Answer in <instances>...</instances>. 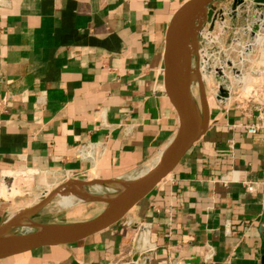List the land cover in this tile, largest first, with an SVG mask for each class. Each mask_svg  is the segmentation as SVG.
I'll return each instance as SVG.
<instances>
[{
	"label": "crops",
	"instance_id": "obj_1",
	"mask_svg": "<svg viewBox=\"0 0 264 264\" xmlns=\"http://www.w3.org/2000/svg\"><path fill=\"white\" fill-rule=\"evenodd\" d=\"M186 1L0 0V222L68 179L128 178L172 143L163 34ZM208 104L198 141L121 220L0 264H264V133Z\"/></svg>",
	"mask_w": 264,
	"mask_h": 264
},
{
	"label": "water",
	"instance_id": "obj_2",
	"mask_svg": "<svg viewBox=\"0 0 264 264\" xmlns=\"http://www.w3.org/2000/svg\"><path fill=\"white\" fill-rule=\"evenodd\" d=\"M215 1L217 0H187L175 11L165 27L163 34V51L161 55V73L164 92L177 116L176 134L172 143L167 147H170L169 154L151 170L128 185V187L112 201H104L107 203L106 207L92 218L67 224L54 225H42L34 222L47 229L41 231L32 230L29 233L23 234H15L13 232V236L9 238H0V260L36 249L73 244L117 223L174 169L186 152L198 141L205 129V127L200 129V126L207 117L208 103L215 104L219 107L224 104L229 96V87L220 85L219 95L215 100L213 97L206 94L201 78L196 72V74L190 77L188 76L187 82L190 90H186L184 82L176 72L179 57L177 56L179 53L177 52L176 43L181 33L184 31L188 33L192 26V22L197 16L206 10L211 14V9H208V6ZM253 2L257 5L262 4L264 6V0H253ZM204 20L205 18L200 23V30L203 27ZM258 30V26L254 25L251 34L248 36L249 43L246 46V53L250 52L252 46L259 40V35L257 34ZM244 35L246 34H243V36ZM198 37L199 34L196 36L197 45ZM194 68L197 70L196 64ZM193 86H196L199 90V97L201 99V102H198L199 104L196 100L191 104L190 93L193 94L191 89ZM208 98L210 101H208ZM198 105L201 106L203 117L199 116ZM68 180L71 181L75 179ZM66 182L60 184L51 192H48L43 199L32 207L25 208L2 220L0 222V230L4 227H11L21 218L30 220L36 212L40 211L51 201L53 196L59 194V191ZM14 229L15 228H13L12 231H14Z\"/></svg>",
	"mask_w": 264,
	"mask_h": 264
},
{
	"label": "built area",
	"instance_id": "obj_3",
	"mask_svg": "<svg viewBox=\"0 0 264 264\" xmlns=\"http://www.w3.org/2000/svg\"><path fill=\"white\" fill-rule=\"evenodd\" d=\"M235 2L246 3L252 15L247 13L244 20L238 22L231 16V10L222 9L211 17L209 25L202 27L199 34L195 64L207 95L216 100L219 86H228L229 96L222 106L226 110L232 107L239 111L246 120L243 127L249 134L256 135L264 133V6L253 0ZM254 25L259 28V40L246 53L248 36ZM224 38L223 47L216 49L215 44ZM96 152L97 148L86 142L79 148L78 155L91 158ZM246 188L252 191L253 184L248 183Z\"/></svg>",
	"mask_w": 264,
	"mask_h": 264
},
{
	"label": "bare ground",
	"instance_id": "obj_4",
	"mask_svg": "<svg viewBox=\"0 0 264 264\" xmlns=\"http://www.w3.org/2000/svg\"><path fill=\"white\" fill-rule=\"evenodd\" d=\"M208 13L203 12L199 16L195 18L192 22V26L188 33L184 31L178 37L176 48L179 53L178 61H177V74L180 76V79L184 82V86L186 90H190L189 84L187 82L188 76L190 77L196 72L199 74L201 81L203 83V78L199 72V70H195L192 67V58L196 55L199 46L196 44V36L200 34L201 30L199 29L201 21L205 17H207ZM205 72V70H204ZM192 89V87H191ZM189 93V91H188ZM195 94L190 93L191 104H193L195 100ZM206 120H204L200 126V129L206 127ZM170 152V147L165 149L155 160L154 164L149 167L147 170L140 171L136 174L130 175L126 179L117 178L111 180H100L94 179L88 182L76 181V180H68L65 185L62 186L59 194L61 196L60 205L68 206L71 204L73 198L79 201H87V200H103V201H112L119 195L122 191H124L128 185L134 182L136 179L143 176L149 170H151L155 165H157L164 157H166ZM90 187H93V190H89ZM13 228H23L27 230H45L47 229L44 226H40L32 222L27 218H21L16 221L11 227L2 228L0 230V238L6 239L13 236Z\"/></svg>",
	"mask_w": 264,
	"mask_h": 264
},
{
	"label": "rangeland",
	"instance_id": "obj_5",
	"mask_svg": "<svg viewBox=\"0 0 264 264\" xmlns=\"http://www.w3.org/2000/svg\"><path fill=\"white\" fill-rule=\"evenodd\" d=\"M208 9H211V14L208 13V10H206V13H208L207 17H205L203 28H206L209 25L210 17H213L217 13H219L220 10L226 9L228 12L230 10L232 11V15L234 20L240 22L244 20L245 14L248 13V15H252L251 11H248V7L246 3H239L235 2V0H217L213 2L210 6H208ZM209 16V17H208ZM210 18V19H209ZM226 41V38L222 39L220 43H216L215 47L216 49H221L223 47V43ZM214 46H212L213 48ZM226 47V46H225ZM207 49V48H206ZM207 52H210V49H207ZM195 66V61L192 64V67ZM193 94H195V100L196 102H201L200 99V93L196 86H193L192 88ZM207 94V91H206ZM208 101L209 98H208ZM199 104V103H198ZM155 160L148 166L142 168V170H147L149 167H151L154 164ZM138 173V172H137ZM126 179V178H124ZM76 180V179H75ZM60 184H58L56 187H58ZM55 187V188H56ZM55 188H52L48 190V192H51ZM89 190H93V187H90ZM48 192H44L39 201L43 199ZM72 202L68 206H61V196L59 194H56L52 197L51 201L48 202L44 208H42L40 211L36 212L30 220L42 224V225H54V224H67L77 221H82L85 219H89L100 213L107 205L106 202L101 200H87V201H79L75 198L71 199ZM38 201V202H39ZM15 234H23V233H29L31 230L23 229V228H16L13 231Z\"/></svg>",
	"mask_w": 264,
	"mask_h": 264
}]
</instances>
